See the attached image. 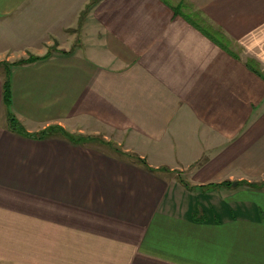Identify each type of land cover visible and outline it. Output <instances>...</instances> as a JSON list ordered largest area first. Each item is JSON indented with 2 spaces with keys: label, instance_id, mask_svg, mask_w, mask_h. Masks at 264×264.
I'll list each match as a JSON object with an SVG mask.
<instances>
[{
  "label": "crops",
  "instance_id": "0c3cea01",
  "mask_svg": "<svg viewBox=\"0 0 264 264\" xmlns=\"http://www.w3.org/2000/svg\"><path fill=\"white\" fill-rule=\"evenodd\" d=\"M50 48L0 65V264H264V0H0V61Z\"/></svg>",
  "mask_w": 264,
  "mask_h": 264
},
{
  "label": "trees",
  "instance_id": "16d2710c",
  "mask_svg": "<svg viewBox=\"0 0 264 264\" xmlns=\"http://www.w3.org/2000/svg\"><path fill=\"white\" fill-rule=\"evenodd\" d=\"M52 54V52H48L46 55L44 56H37V55H30L28 58H21L19 60L16 61H12V62H8V61H4L2 64L0 63V65H2L5 68V78H4V103L6 105V107H9L11 104V71H12V66L13 65H17V64H24L27 62H32V61H36L40 58H47ZM8 125L10 128H12L14 131L20 132L28 137H33V138H47L50 136H54V135H61L73 142H83L81 141L82 139H92L93 137L89 136V135H79L77 137H75L73 134H71L68 130H66L63 126L58 125V124H53L50 125L44 129H41L39 131H35V132H31L28 130L23 129L20 121L17 119V117L15 116V114H13L12 112H8ZM138 161H141L142 163H144L145 161L142 158H138ZM182 183L188 187V188H194L195 186L190 185V183L186 180V179H182L181 180ZM226 184H230V182H226Z\"/></svg>",
  "mask_w": 264,
  "mask_h": 264
},
{
  "label": "rangeland",
  "instance_id": "374dc122",
  "mask_svg": "<svg viewBox=\"0 0 264 264\" xmlns=\"http://www.w3.org/2000/svg\"><path fill=\"white\" fill-rule=\"evenodd\" d=\"M53 47H56V44H54L53 45ZM48 52H54V49H49L48 50ZM30 55H26V56H23V57H18V58H16L15 60H13V61H16V60H19V59H21V58H28ZM4 61H8V62H12V59H10V60H3V61H0V63L2 64ZM3 65V64H2ZM8 115V114H7ZM8 117V116H7ZM7 120V119H6ZM20 123H21V125H22V127H23V129H25V130H27V125L25 124V123H23V122H21L20 121ZM62 126V125H61ZM64 127V126H63ZM66 130H68L67 129V127H64ZM41 130V129H40ZM90 130V129H89ZM35 131H37V130H35ZM35 131H32V132H35ZM39 131V130H38ZM71 134H73L75 137H77V136H79V135H81L80 133H74V132H71L70 130H68ZM83 135V134H82ZM97 136H95V138H93V140L92 139H89V138H87V139H82L81 141H83V142H91V143H94V144H97L98 146H103V147H105V148H107V149H109V150H111L113 153H116V152H119L118 154H122L123 156H125V157H129V158H134V159H136V160H138V158L140 159L141 157L139 156V155H137L135 152H127V151H125L124 150V147H122V146H120V145H118V143H117V141L115 140L117 137H118V133H116L115 134V132H113L112 133V141H110V143L109 142H105L104 140H99V139H101V138H103L104 137V134H103V132L102 133H98V134H96ZM90 136V135H89ZM139 156V157H138ZM164 166L162 167V170H164ZM174 174H176V172L174 173ZM184 180V179H186V177H182V176H179L178 177V180L180 181V182H182L181 180ZM188 180V179H187ZM230 184H232V185H235V182H232V183H230ZM242 184H244V183H240V184H237L235 187H241V185ZM241 209H243V207L241 206L240 207Z\"/></svg>",
  "mask_w": 264,
  "mask_h": 264
},
{
  "label": "water",
  "instance_id": "95a60500",
  "mask_svg": "<svg viewBox=\"0 0 264 264\" xmlns=\"http://www.w3.org/2000/svg\"><path fill=\"white\" fill-rule=\"evenodd\" d=\"M237 182H235V184H236Z\"/></svg>",
  "mask_w": 264,
  "mask_h": 264
}]
</instances>
